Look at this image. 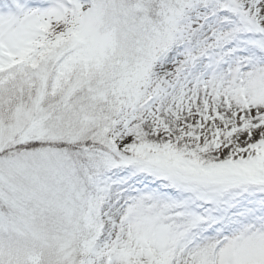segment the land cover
I'll return each mask as SVG.
<instances>
[{"label":"snow or ice","instance_id":"1","mask_svg":"<svg viewBox=\"0 0 264 264\" xmlns=\"http://www.w3.org/2000/svg\"><path fill=\"white\" fill-rule=\"evenodd\" d=\"M0 264H264V0H0Z\"/></svg>","mask_w":264,"mask_h":264}]
</instances>
